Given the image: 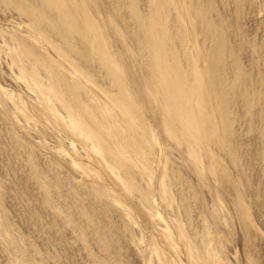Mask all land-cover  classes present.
Masks as SVG:
<instances>
[{
    "label": "rangeland",
    "instance_id": "374dc122",
    "mask_svg": "<svg viewBox=\"0 0 264 264\" xmlns=\"http://www.w3.org/2000/svg\"><path fill=\"white\" fill-rule=\"evenodd\" d=\"M58 1L80 13L82 25L97 24L105 42L91 29L94 47L79 34L67 40L68 26L45 0H0V264H264V0H184L222 28L228 45L222 66L236 97L217 93L209 110L226 108L218 137L234 154L214 148L217 174L206 149L178 146L177 125L168 132L157 103L143 100L109 19L116 8L135 34L136 12L151 17L154 6ZM197 19L200 65L210 79L213 43ZM80 109L92 121L82 123ZM93 128L99 139L88 137ZM228 177L242 189L224 183Z\"/></svg>",
    "mask_w": 264,
    "mask_h": 264
},
{
    "label": "bare ground",
    "instance_id": "6f19581e",
    "mask_svg": "<svg viewBox=\"0 0 264 264\" xmlns=\"http://www.w3.org/2000/svg\"><path fill=\"white\" fill-rule=\"evenodd\" d=\"M128 1L131 2L130 0ZM140 1L142 0H133L134 3L132 4L138 6L136 2L140 3ZM147 1L151 3L152 6H154V9L152 11L153 14L151 15V17H149L147 14H142V13L137 14L136 12V15L138 17L134 19V23H135L134 25L136 28L135 34H132L133 32L131 31V22L124 20L122 18V14L120 15L121 12L120 13L118 12L119 14L117 13L115 14V10L113 9L116 8L114 7L113 9L109 8V13H110L109 19L114 24V29L117 33L119 41H121L122 43L123 51L128 57L129 67H134L135 69L133 70L136 72V75L138 76V82H136L135 80L134 82L140 84V90H141L140 94L145 102L157 103L154 108L157 111H160L161 116L163 118V124L165 129L168 132H172L171 126H173L174 124L177 125L178 129L182 134V139L179 137H175L177 145L185 148L188 151V153L190 151L195 152L199 148V146L201 147L203 146L207 151L208 157L216 163V168L214 172L217 174L219 171L222 170V168L221 165L219 164V160L217 156L214 154V148L218 146L220 147L221 150H225L230 155L234 154V149H232L231 146L228 144V138L224 140L218 137V133L220 134L219 131L222 130L223 127L222 124L224 123V120H226V115H228V112H225L226 108L224 110V107H222L220 111L219 107L218 109L217 107H215L216 112H213V110H209V109H213L212 107H210L211 105L210 103L212 101L214 102L213 95L215 96V94L217 93H219V95L222 94L221 96H225L226 98L232 97L230 95L236 97L232 92V90L233 91L236 90V89L234 90L235 86L233 83H230L229 85V83L225 81L227 70L226 68H223L224 65L222 66V56L224 55L223 52L225 51L226 46H228L227 40L225 38H220V36L218 35L220 26H216V24L215 25L210 24L209 22L210 18L209 20H207L205 17H203L204 16L203 10H200L198 6L197 8L196 7L194 8L193 7L194 4L192 5V1L191 4H187L186 2H184V0H147ZM45 2H49V4H51L49 13L53 14L58 20H61L68 26V29L64 32V37L67 40L72 36H74L75 34H79L82 41L88 42L91 46L94 47V42L90 37V29H91L95 33V40L97 42H105L100 27L97 24H94L91 28L82 25L80 23V13H74L68 11L66 9V6H64V4L61 1L59 2L58 0H49V1L45 0ZM112 2L114 1L112 0ZM119 5L123 6L124 3ZM135 5L133 6L134 8H136ZM205 6L207 7V5ZM133 7L131 5L132 9ZM173 7L174 10H177L175 16L173 15L172 12ZM200 8H202L201 5ZM118 9L119 11H121L122 10L121 6ZM82 13L86 15V13L84 12ZM205 13H207V10ZM68 14L76 16L78 19L70 22L67 17ZM172 17L174 18V20L172 19ZM197 18L202 19L204 24H206L205 26H207V29L206 28L205 29L208 32L206 30L205 31L207 35H209V38L213 43L212 49L209 50L210 56L208 57L210 58L212 63H214L213 69L211 68L213 64L210 65L211 67L209 66L210 69L212 70L211 75L213 76V78L210 76V79L206 78L207 76L200 65L201 58H206V57L202 55L203 53L202 49H200V47L198 46L199 45L198 41L196 40L195 28L197 25L195 26V22ZM185 23L187 24L190 23L192 27L188 29ZM200 24L202 25L203 23ZM124 25L127 26L130 31V34L127 31L129 35L122 33V28L124 27ZM205 26L202 25V28ZM173 27L178 29V32L176 34L171 33ZM220 29L222 28L220 27ZM205 31L203 32L205 33ZM55 32L57 35L60 36V26L56 27ZM203 37L206 38L207 40V37L205 36ZM133 43L142 46L144 53L142 54L140 53V50L137 49L138 50L137 51L136 49H134L132 47ZM238 52H240V50H238ZM237 63L238 61L235 64L236 66L235 73L239 72L237 73L238 78L240 77L242 78L240 72L243 71L242 70L243 66L240 67L241 65L239 66V64ZM214 77L216 80L214 79ZM215 82H218L217 84L218 86H216ZM259 88H261L262 90L263 87H259ZM260 94L258 93V96H260ZM240 95L242 97V94ZM123 99H121V101ZM247 103H248L247 106H249V108H251L252 105H254L251 104V101L249 100L247 101ZM224 104L225 103H223L222 106ZM244 107L245 106H243V108ZM263 113L264 112H262L261 114ZM78 115L79 118L82 120V123L85 120L87 121V119L89 118L87 112H83V110L81 109L79 110ZM218 115L220 116V119ZM230 116L232 115L230 114ZM123 117L129 129L133 130L135 128V125L132 121V117L129 114V112H124ZM262 120L263 118L261 117V121ZM90 121L92 120L90 119ZM91 123H95V122H91ZM86 131L88 132L87 134L88 137L91 139L92 138L99 139L102 136L101 132L96 128ZM262 132L264 133V125ZM191 161L193 163L197 162V158L195 155L192 156ZM245 180L247 181V179ZM225 181L228 185H230L231 187H235L236 189H239L240 186L242 185L241 181L236 179H229V177L226 180H223L224 183ZM244 186L247 188V191L249 190L256 191L257 189L255 188L253 183L251 184L250 182H244ZM165 192L167 193L166 188H165ZM237 206L240 212L243 213L242 212L244 210L243 197H239V200L237 201Z\"/></svg>",
    "mask_w": 264,
    "mask_h": 264
}]
</instances>
